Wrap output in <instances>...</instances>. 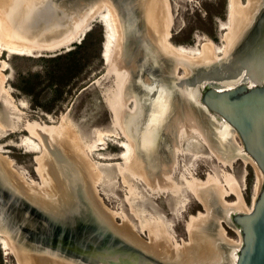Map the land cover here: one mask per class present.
<instances>
[{
	"label": "rangeland",
	"instance_id": "obj_1",
	"mask_svg": "<svg viewBox=\"0 0 264 264\" xmlns=\"http://www.w3.org/2000/svg\"><path fill=\"white\" fill-rule=\"evenodd\" d=\"M226 1L227 0H168V6L171 13L170 17L172 19V23L169 28V41L171 42V44H173L174 47L184 49L193 57H198V54L202 50V46L206 42L212 43L215 49L214 55L216 62L212 63L213 66L204 67V71L199 67H195L194 71H192V69L190 74L191 77L188 76V79H186L185 81L189 85L197 83V76H200V73L202 72H204V79L214 78L211 77L214 76L211 72H207L209 70H219L221 72L224 69L232 72V69L227 68L228 66L219 68V66H221L219 65L221 61L220 59L222 58V56H224L222 54V50L225 48L223 39L228 33L227 29L230 26V18L228 16L229 3L228 9H226ZM146 3L147 0L143 1V12H145L146 10ZM239 4L243 7L247 6V0H239ZM263 5L261 6L259 13L255 15L252 28L245 36H242L239 39V41L235 44L236 47L232 48L231 51L235 52L237 48L240 47L237 45L241 43L248 44L254 41H256L254 43L255 45L260 46V48L264 47V44L262 43L264 39H260L264 38V35H262L259 40L258 38L257 40H255L256 37H258L257 34L254 36L253 40L250 34L254 30V24H256L263 17ZM51 6H53L52 3ZM102 6L105 5H101L98 10L100 8H103ZM105 12L106 11H104L102 14H108V12ZM69 13H71L70 10L66 11V14ZM54 17L56 18V16L47 15L43 12L38 13V11H35L32 19L33 21H39L40 18L41 20L53 19L52 27H55L57 26L58 22L54 20ZM101 17H96L94 20H91V22L88 24L87 30L85 31L87 32L94 23L99 24V27L97 26L92 36V40L94 41V43L99 39V33L100 31H103V27L106 28L105 34L107 33V27L101 21ZM160 17L164 18L162 16ZM0 19L4 22V19ZM69 19L70 18H67L65 16V20L63 21V23L65 24ZM1 20L0 26L2 27L3 22ZM163 20L165 23V19ZM86 21L89 22V19ZM86 21L81 24L77 31L84 27L85 24H87ZM73 25L74 23L72 22H68V24L66 23L65 25H63V28L66 29V32L61 37L69 35L72 31L71 29ZM50 27L51 24L48 25L47 29L49 30ZM137 28H139L138 25ZM0 36L2 39H5L2 37L3 35ZM83 36H81V38H78L76 41L69 43V45L66 44V46L56 49L53 52L44 51L40 56H53L58 53H63L67 50L73 49L77 44L81 42ZM105 41H107V35ZM95 46L96 44L91 47V50L93 52L89 54V56H91L90 60L84 64L81 70L77 71V73H75V75H73L67 81L62 97L57 100L56 104L53 107V111L50 113L45 112L39 106L33 105V94H23L17 88L13 87V85L17 83L18 72L24 75L30 73H39V75L44 77L45 67L43 65V61H41L40 57H38L39 52H33L32 54L28 55H19L0 51V87L2 82L1 78L7 77L3 82L4 92L0 97V155L4 159L12 163V168L15 170L16 174L24 178L25 182L36 184L37 186L42 187L43 181L37 172L39 165L35 161V158L41 155V153L34 151L29 146L24 145L25 139L29 137L28 132L25 131L28 125L33 123H38L49 127H58L62 125V127H65L67 130L72 132V138L78 139L79 137V139L84 143H91L95 141L99 137V135L104 133L107 136V140L104 145L97 147V151L90 155L85 151H81V154L84 155L89 163L100 166V171L105 172L104 174L108 176V178H106L108 180H106L105 183L101 182L96 184L94 190H96V193L99 195H97L98 199L103 202L101 203L108 210V212L110 211L109 213H114L119 216L115 217L114 219L113 224L115 225V227L122 228L125 220L126 222L129 221L130 223H128L132 227L136 226L137 229H135L137 230L140 240L152 243V240H150L151 234L149 233V231L146 230L143 232L138 229L137 226L140 225L139 223L141 222H139V220H141L142 217H144L142 220L146 221V223L147 221L153 222L154 218L157 221L159 220V218L164 221L166 220L165 222L172 224L173 236H175L174 241L176 242V244L174 243L172 245H178V248L176 249L177 251H180L185 247V244L190 243V246L193 245L191 241L192 239L190 240L191 236L187 231V224H189L190 222L189 220L191 219V217H198L199 214H202L203 217L205 216V219H203L199 224L196 225V227H194L193 233L194 240L197 243L195 247L199 249L198 251H196L197 253L192 255V257H190V259L188 260L178 261L177 259L176 262H174L170 258H163L162 260L169 259L176 264H191L192 262L196 264L198 262L200 263V261L202 260H204L205 263V260H208L210 258L209 260L212 259V263L210 264H234L236 260V251L238 250V244H241V236L238 232V229L233 224H231V220L224 218V216L228 217L229 215V213L224 209H229V204L236 203V201L239 203L236 208L238 207L237 209L241 212L245 213L251 209L253 199L255 198L254 192L258 183V178L259 175L262 174L257 168L255 162L246 153H244L241 141L235 133L231 135L227 141H222L223 138H221L219 134H223V131H225L226 123L223 120H216L214 117H212L213 115L206 114V111L204 110L203 114H200L197 111V113L195 114L197 115L201 123L197 122L195 119H189V121L192 122L195 128L200 130L202 134L203 131L198 125H202L203 130L205 125L207 131L206 133L210 134V136L214 140L213 143H216L215 148H217L220 155L216 153L217 151H214V155L216 158L209 156L210 152L206 150L202 142L194 135L190 134L187 137H184L183 140L176 135V142L178 144H182H180L182 146V149H186V156L183 155L184 157H180V169L178 167V173L179 171L183 170V166H189L190 178L205 181L208 176L213 175V177L217 178L218 180H222L221 182H226V179H232L237 184L238 187L236 189L238 190L232 195L226 197L222 196L221 201V198L219 199L218 194L215 192L217 191L216 184L213 182L209 183L204 188V195H202L204 196V206L200 205L194 199V197L192 198V195L185 192L183 198L186 200L188 199L189 203L184 211H182L183 207L180 206V208H177L174 214L169 207V203L171 201L172 203L174 202L171 199V196H156L150 194L146 191L148 189L144 188L145 186L142 182V184H138L136 181L132 180L130 182L133 184L135 183L134 185H136L140 192H143V188L145 189V192L141 195H145L143 196V200L140 201L139 199V201L136 203V206H138L137 208H139L142 216L140 218L136 216L133 212L131 204L128 201V188L126 187L124 178L122 177V174L119 173V167L117 166V164H123L122 160L120 159V155L122 153V148L120 145L123 144V140L121 139V135L118 132V127L115 124V118H113L114 113L112 106L116 104L117 98L120 94L119 92L123 77L121 75L115 74L108 76L107 71L109 69V66L107 64H104L103 59L100 58L101 55L99 57H97L96 55L94 56V51L96 48ZM243 48L241 51L244 50ZM230 54H232V52H230ZM230 54L228 56H230ZM30 55L32 57H30ZM165 55L166 54L163 53L162 55L161 53L159 54V56H161L162 58L164 57L169 61L168 68H166V70H168L171 66L173 67L174 60L171 57L169 58L168 55L167 57H165ZM179 64L180 65H176L178 71L177 75L183 77L186 74V70L183 67L179 66H184L186 65V63L181 62ZM201 64L204 65V63ZM148 68L152 70L150 64L148 65ZM43 77L41 79H44ZM154 78L156 79V75H154ZM168 82H170V80H168ZM148 83H151L150 79L149 81L144 82L146 86L148 85ZM46 85L47 80H43L42 84L40 85L41 92H39V101L44 103L47 102L52 94V88ZM158 88L160 89V87ZM126 89L123 92L124 95L126 93ZM190 92L194 94V92ZM164 94L161 95L162 101H158L154 107L155 116L152 117V120L154 118H156V120L154 119V121L152 122L153 128L150 131L151 138H153L158 133V131L161 130L157 129V127H160L161 124L159 120L160 118H162V114H160L161 111L165 112L163 116H165L169 111V107L165 106V104H167V95L164 96ZM143 97L144 94H142L141 98ZM134 98L135 97H133L132 95L128 99L133 100ZM178 99L179 98L175 93L174 97L172 98V102L174 105L177 104ZM142 101V104H144L145 108L152 106L151 100L149 98L145 99L144 97ZM154 103L155 102H153V104ZM130 105L133 106V104L131 103ZM132 108L133 107H131V109ZM204 113L214 119L207 120L206 117H203ZM142 117L144 119L146 118V116ZM174 120L170 122V127L167 128V132L170 134L176 131L174 127ZM138 123L139 120L136 122V125L132 126H135L136 128L137 126H139ZM226 128L228 129V126ZM37 144L40 146V143ZM203 156H208L210 158H204ZM155 159L156 158L154 157L153 160ZM218 161L227 163L228 165L221 164ZM109 164L112 166L108 167ZM208 193L212 195L209 197ZM0 194V197L3 199V201H0V221L3 216H6L8 218V223H10V225L7 224V226L10 229H13L11 220L14 218L19 221H23L25 226L33 225V216L30 211L26 209V207H23L21 203L17 204L11 199H8V197H6L3 193L0 192ZM209 199L210 204L207 205ZM213 200H216L219 207L223 209L222 211H225L223 218L216 211V207L212 205ZM207 208L208 210L210 209L209 213L207 211ZM229 210L232 214L235 213V210H233V208ZM147 217H150L149 220ZM214 219H218L217 227L215 226V229L211 227V222H216ZM85 224H87V222H85L84 220L80 221L79 226H82L83 229L80 231L81 233L77 234L76 236L78 238H92L93 240H96L98 237L95 236L96 234L94 230L90 226L87 227V225ZM18 234L21 236L23 235L20 233ZM0 235H3L2 232L0 233ZM1 239L2 237L0 236V240ZM141 250L148 253L144 249ZM0 251L2 256V264H17L16 258H14L13 255L4 254V251L1 248V244ZM177 261L179 263H177Z\"/></svg>",
	"mask_w": 264,
	"mask_h": 264
},
{
	"label": "bare ground",
	"instance_id": "obj_2",
	"mask_svg": "<svg viewBox=\"0 0 264 264\" xmlns=\"http://www.w3.org/2000/svg\"><path fill=\"white\" fill-rule=\"evenodd\" d=\"M8 2L9 0H0V4H4V3L8 4ZM228 3H229L228 16L230 18V26L227 29L228 33L225 35V38L223 39L225 43V48L222 50V54L224 56H222V58L220 59L221 61L219 65L221 66H219V68H224L228 66L227 67L228 69H232V68H235V69H232L233 70L232 72L229 70L228 71L226 70L223 72L221 71L222 73H219L220 72L219 70L207 71V72H211L212 75H214V76H211V77H214L213 79H208L207 77H206L207 79H204V75H203L204 72H202L200 73V76H197V81H196V82H200L198 81V79L204 80V82L201 83L202 85L204 86L207 84L211 86L213 85L218 90L231 89L240 83H246L248 85H253V84H258L260 82L261 83L264 82L263 80L264 79V63L262 64V68H263L262 72L260 68L257 67L263 61V58L261 59L262 53L257 51L260 48V46H257L254 44L256 41L246 44L243 48L244 50L238 53V55H234L232 57L228 56L232 48L234 47V45L239 41V39L242 36H245L248 33V31L252 28L255 15L259 13V10L262 6L261 5L262 0H247V6H244V7L239 4V0H229ZM102 5H105V4H102ZM168 5H169L168 0H147L146 10L144 12L143 17H144V21L146 25L147 35L152 40V44L154 45L155 49L158 50V52L166 54L165 57H167V55L169 56V58L171 57L176 62L177 65H180L179 63L181 62L186 63V65L183 66V67L188 68V71H186V75H184L183 77H180L177 75L178 78H180L181 80H183V82H185L186 79H188V76L191 77L190 75L191 70L193 69L192 71H194L195 67L213 66L212 64L209 65V63L216 62L215 55H214L215 49L212 43L206 42L202 46V50L198 54V57H193L191 54L187 53L184 49L174 47L173 44H171V42L169 41V38H170L169 28L171 26L172 19L170 17L171 13H170V9ZM102 7L103 8H100L99 10L97 8V10L89 14L87 18H83V20H81L80 23L75 27L74 31H72L69 35H67V37L63 40L62 43L58 44L60 46L57 45V47L50 48V49L48 48L46 49L45 47L43 49H30V48H27V47L25 48L19 45H13L12 41L10 40L11 39L10 38L11 37L10 28L6 26L8 27L7 28L8 32H7L5 30L4 24H2L3 26L2 27L0 26V35H3L2 37L5 39H2L0 36V51L8 52L10 54H19V55H28V54H32L33 52L38 51L40 52L38 53L39 56L42 55L41 53L44 51L53 52L56 49L62 48L66 46V44L69 45V43H72L73 41H76L78 38H81V36L85 34V31L87 30L88 24L91 22V20H94L96 17L98 18L102 16L101 21L107 27V33L105 34V38L107 35V41H105L106 47L103 49L105 56H106L105 61L103 59L104 64L105 65L107 64L109 66L107 74L108 76L115 74V75H121L123 77V80L121 82L120 92H119L120 94L117 98L116 104L112 106V109H113V113L115 116V124L117 125L118 132L121 135V139L123 140V144L121 146L123 149L122 151L123 153L121 157L123 164H120V165L117 164V166L119 167V173L122 174V177L124 178V183L126 184V187L128 188V194H129L128 201L131 204L134 214L138 216L139 218L142 216V213L139 211V208H137L138 206H136V203L139 201V199L140 201L143 200V196L145 195L143 196L141 195L142 193L145 192L146 188L148 189L146 190L147 192H149L150 194L156 195V196L165 194V193L171 194L175 199V203L173 205L174 212L177 210V208H180V206L183 207L182 211H184L185 208L187 207L189 200L188 199L186 200L183 198L185 195V192L192 195V198L194 197L195 200L199 201L200 204H202L203 200H202V193H200V190H199L200 188L199 180L197 181V179L195 178H190V171H189L190 167L183 166V170H181L180 173L178 174L177 169L179 167L180 157L186 154L185 150L182 149V146L177 147V149L175 150V156H176V161L174 163L175 165L171 166L170 169H169V165H164L163 169L161 166L154 165L148 168V172H149L148 173L143 170L140 164H138L137 162L138 149L137 147H135L136 143L133 141L134 136L132 133L133 128H135V126H132V125H136V122L138 121V119L136 118L135 122H133L132 124L130 123L132 126L131 129L126 128V130H124L125 128L123 129V126L121 125V117H123V115L125 116L126 114L127 116H138V115L142 116L143 113L138 106L136 98L135 100L128 99L130 98L131 94H128L127 98H124L125 95L123 94V92L126 89V84H128L131 75H130V72H128L129 69L126 68V70L119 71L121 70L120 69L121 67L118 68L117 66V68H115L113 66L114 64H113L112 57H111V53H112L111 49L113 48V46L116 44V41H117L116 40L117 36L115 34V20L113 18V13L109 9V7H107L106 5ZM104 11H106L105 13L108 12V14H102ZM160 16L164 17L165 23H164L163 18H161ZM1 18L4 19L3 17ZM88 19H89V22L86 21ZM1 21L3 22V20ZM85 21L87 22V24H85L84 27H82L81 29L77 31V29ZM105 31H106V28H105ZM251 34H253V32ZM254 34L255 35L258 34V40H259V38L262 35H264V27L258 30L256 33L254 32ZM105 43H104V46H105ZM38 47H43V46H38ZM246 56H249L251 58H248ZM239 57L241 59H238ZM237 59L238 61H236ZM232 61H236V63L230 66V63ZM201 63H204V65H202ZM250 71H252V73L257 75V80L252 79L253 78L252 76H251L252 78L250 77L251 75ZM168 75L174 76L173 70L168 69ZM235 75H237V77H235ZM6 78L7 77L1 78L2 82H1V87H0L1 89L0 97L2 96V93L4 92L3 82ZM236 78H238L239 80L243 78L244 82L235 81ZM146 80H148V78ZM232 81H235V82H232ZM166 84H170V83L167 82ZM162 90L163 92L165 91L164 89ZM157 92L158 93L160 92L159 89L157 90ZM160 97L162 99V96ZM130 103L133 104L132 109L130 107L131 106ZM203 110L205 111L206 109L203 108ZM209 115H212V114H209ZM193 116L194 115L190 113V111L187 109H185L184 111H180L179 109H176L175 112L173 113V116L167 122V125L163 129L161 128V130H165L167 132V128L169 127L170 122L173 121L174 119H175V122H178V119L184 118V117L194 120L195 118ZM154 119L156 120V118ZM154 119L152 120V122L154 121ZM152 122H151V125H152ZM151 125H149L148 129H146V132L148 131V134L145 132L143 134L144 137L146 138L145 141H144V138L141 137L143 140H141L142 141L141 143L138 141L137 145L146 143V147L148 146V148H150L149 146H151L152 148L153 145H155L154 147H158V143L161 140L157 142L158 133L154 136L155 138L154 137L151 138L150 131L153 128ZM178 126H179V133L181 136L179 137L182 138V140L184 139L185 135L190 134V133H196L199 136V138L202 140V142L204 143L207 151L210 152L209 156L216 158L214 155L215 153L214 151H217L216 152L217 154H219V152L217 148H215L216 143L215 144L213 143L214 140L212 139L210 134L206 133L207 131H206L205 125H204V139L202 138V134L200 130L196 129L192 123L186 120H183L179 122ZM137 128L139 129L140 125L137 126L135 129ZM157 129H159V127H157ZM25 131L28 132L29 137L25 139L24 145L29 146L34 151L41 153V155L35 158V161L39 165L37 172L43 181V186L40 187V186H37L36 184H30V183L25 182L24 178L16 174L15 170L12 168V163L7 161L0 155V176L2 180L7 182L11 186L12 190L16 191L17 194L24 196L28 200L34 203H37L44 210H47L50 213H58L62 209V205L66 206L65 204H69L74 200V194H73L74 192L72 188H74L75 186L74 182L76 181V184H78L82 188L83 195L86 197L90 205L93 206L95 212L98 214V218L101 221H103L106 225L112 227L113 230H115L118 234H120L127 243H132L138 249L146 250L148 253H150V255L152 254L151 255L152 257H155L156 259H159V260L163 258H170L171 260L175 259L170 256L163 257V255H160L159 252L157 253L154 250H150L149 249L150 242H144L140 240L139 237H138L139 239L138 241L140 242L142 241L141 246H138L135 242L128 240L124 236L125 233L124 234L122 233V230L124 229L123 230L124 232L127 231L130 234L132 229H135L136 226L132 227L129 224L130 222L129 221L126 222L125 220V223L122 226L123 229L116 228L113 223H114L115 217H119V216L114 213H109L110 211L108 212V210L103 206L102 204L103 202L98 199L99 195L96 193V190H94L95 185L101 182L105 183L106 180H108L106 179L108 178V176L104 174L105 172L100 171L101 170L100 166L89 163L88 160H86V158L84 157V155L81 154V151H85L89 155L97 151V147L102 146L106 143L107 136L104 133L99 135V137L95 141L91 143H88V142L84 143L79 139V137L78 139L72 138L71 137L72 132L67 130L65 127H62V125L58 127L56 126L49 127V126L41 125L38 123H33V124L28 125ZM166 134H169V133L167 132ZM134 138H136V136ZM36 142L40 143V146ZM145 155L146 157L147 156L153 157L154 155V157L156 158L155 160L152 159L150 164H154L155 162L158 161L159 155L158 153H156V151L151 150V152H148V153L145 152ZM203 157L210 158L208 156H203ZM146 160L150 162L149 158H146ZM218 162L224 165H228L227 163H224L221 161H218ZM111 166L112 165L109 164L108 167H111ZM168 169L170 171H167ZM132 180L136 181L138 184L141 182L143 183V185L145 186L144 187L145 189L143 188L142 190L143 192L139 191L136 185H134L135 183L133 184L130 182ZM221 181L213 177V175L208 176L204 182V188L209 183L213 182L222 188L225 197L234 194L238 190L236 189L238 187L237 184L232 179H226V182H221ZM261 184H262V174H260L258 178V183H257L256 189L254 192L255 196L259 192ZM84 185H85V190L83 188ZM238 205L239 203L237 201L236 203H233L231 205L233 207V210H235L234 211L235 213L240 211L237 209L238 207L236 208V206ZM250 210H248V212ZM143 218L144 217H142V219ZM142 219L139 220V222L140 221L141 222L139 223L140 225L137 226L138 229L143 232L146 230L149 231V233L151 234L150 240H152L151 242L156 249H158L159 251L161 250V252H167V250L169 251V249L166 248L167 242H168V241L166 242V238H168L169 242L171 241L170 238L174 239V236L172 235V231H171L172 224L167 223L165 222L166 220L164 221L160 218L158 221L154 218V220L156 221L152 219L153 222L147 221V223L146 221H143ZM202 219H203V215L199 214V217L194 216V217H191V219L189 220L190 222H189L188 227L190 228V231H191V238H193V240H191V238L190 240L192 241L193 245L196 243L193 237L194 236L193 228L196 227V225L199 224L202 221ZM204 219H205V216H204ZM133 231L131 233H133ZM0 236L2 237V239L0 240V244L2 246L1 248L4 251V254L12 255V253L10 252L9 239L3 235H0ZM134 236L132 237V239L136 237ZM110 244H115V243H110ZM172 246L171 248H173ZM239 246L240 244H238V248ZM198 250H197V247H195V249L189 252V254L185 258H183V260L190 259V257H192V255L197 253L196 251ZM117 252L120 253L121 251L118 249ZM15 258H16L17 264H70V263H67L61 260H52L51 258L49 259L48 257H33V258L28 257L25 260H23V258L19 256L18 252H15Z\"/></svg>",
	"mask_w": 264,
	"mask_h": 264
},
{
	"label": "water",
	"instance_id": "obj_3",
	"mask_svg": "<svg viewBox=\"0 0 264 264\" xmlns=\"http://www.w3.org/2000/svg\"><path fill=\"white\" fill-rule=\"evenodd\" d=\"M143 1L145 0H9L8 4H0V18L2 16L4 18L5 30L7 31V28H10V40L13 45L30 49H43L44 47L50 49L57 47L67 37H61L66 32L63 25L68 24V22L74 23L71 29L74 31L83 18H87L89 14L105 4L113 13L115 20L117 41L111 53L113 66L115 68L117 66L118 68L121 67L119 71L127 68L131 75L128 84H126L127 89L124 98H127L133 90L131 80L136 78L135 75L139 71L140 56H138L137 51L140 49V44H143L151 52V55L153 54L152 56L159 55L158 50L155 49L152 40L147 35L143 18ZM51 3L53 6H51ZM261 4H264V0ZM69 10L71 11L69 13L71 17L66 14V11ZM35 11L56 16L54 20L58 22L57 26L52 27L53 19L41 20L40 18L41 21H33L32 17ZM65 16L70 19L64 24ZM49 24H51V27L48 30ZM137 25L139 28H137ZM262 27L260 25V28ZM104 31L105 28L103 27L102 36L104 39L101 44L103 48L100 55L105 61L106 56L103 50L105 48ZM139 33H143L144 39H139ZM262 43L264 44V40ZM257 51L262 53L261 59L264 60V47L259 48ZM166 61L169 65V61L167 59ZM262 64L261 62L257 66L261 72L263 71ZM157 68L152 73V70L146 71L148 80L144 77L145 82L150 79L152 83L154 80L153 73L156 74ZM167 76L169 75L167 74ZM167 76L164 75L162 79L165 82L170 80L175 84V93L181 96L180 98L177 95L179 99L177 104L172 105L171 113L173 114L176 109L180 111L187 109L194 114L195 120L201 123L195 113L198 111L203 114V108H205L206 114H212L214 115L212 117L222 119L239 137L244 153L255 162L262 173V184L252 203L251 210L247 213L237 212L228 217L224 216V218L231 220L241 236V244L236 251L234 264H264V82L253 85L240 83L227 90H218L207 84L201 91L198 82L189 85L177 76L176 78ZM198 81L202 80L198 79ZM151 83L146 86L143 80L141 81V78H138L137 81L133 82V86L137 84L143 88H149ZM189 90H192L194 94ZM165 106L168 107L167 104ZM168 112L163 116L165 112L161 111L162 118L159 119L161 124L158 130L163 129L172 117V114L168 116ZM206 114L204 113L203 117L208 120L214 119ZM136 118L140 120L143 117L123 116L121 118L123 129L126 130V128L132 127L129 123L135 122ZM226 124L225 127H227ZM160 132L163 133V130ZM132 133L135 136L138 133V128H133ZM140 139L143 140L141 137ZM74 184L75 186L72 188L74 200L69 204H65L66 206L62 205V209L58 213H50L37 203L17 194L0 176V192L13 202L21 203L33 216L32 226H25L23 221L12 219L13 229L7 226L10 223H8L6 216L1 218L0 233L2 232L3 236L9 239L10 252L14 258L15 252H18L23 260L28 257H48L52 260H61L70 264H170L168 260L158 261L136 248L132 243H127L112 227L98 218L93 206L83 195L82 188L76 184V181ZM0 199V201H3L1 197ZM82 220L87 222L85 224L87 227L90 226L94 230L95 236L98 237L96 240L76 236L83 229L82 226H79ZM18 233L23 235L21 236ZM118 249L121 251L120 253L117 252Z\"/></svg>",
	"mask_w": 264,
	"mask_h": 264
},
{
	"label": "flooded vegetation",
	"instance_id": "obj_4",
	"mask_svg": "<svg viewBox=\"0 0 264 264\" xmlns=\"http://www.w3.org/2000/svg\"><path fill=\"white\" fill-rule=\"evenodd\" d=\"M226 3H227V1H226ZM262 5V4H261ZM227 9H228V6H227ZM263 17H264V13H263ZM262 17V19L261 20H259L256 24H254V26H253V34H251V38L253 39L254 38V36H255V34H254V32L256 33L258 30H260L261 28H260V25H261V27L263 26L264 27V18ZM144 18V17H143ZM164 19V18H163ZM262 23V24H261ZM262 27V28H263ZM249 34V35H250ZM139 35V39H144V35H143V33H139L138 34ZM254 40V39H253ZM141 46H140V49H138V51H137V53H138V56H140V62H139V64H140V66L138 67V72H137V75H135L136 76V78L135 79H132L131 80V86H132V94H131V96L133 95V97H135V98H137L138 99V101H137V103H138V106H139V108L141 109V111H142V116H148L147 117V119L145 120L144 118H140V120H139V122H140V128L138 129V133L135 135L136 136V138H134L133 137V141L136 143V146L135 147H137V149H138V153H137V162H138V164H140V166H142V168H143V170L144 171H146V172H148V168H150V167H152V166H154V165H157V166H161L162 167V169H163V166L164 165H169V169L171 168V166H174L175 164V161H176V156H175V150L177 149V147H181V145L180 144H178L177 142H176V135L177 136H180V133H179V122H181V121H183V120H186V121H188V122H190L189 121V119L188 118H186V117H184V118H180V119H178V122H175V120H174V127H175V132H173L172 134H166L165 133V131L163 130V133L162 132H158V135H157V142H159V140H161L162 139V141H160L159 143H158V147H154L155 145H153L152 146V148H151V146H149L150 148H148V146L146 147V143L145 144H143V145H137L138 144V141L141 143V139L139 140V138L140 137H142V138H144V139H146L145 137H144V132L145 133H147L148 134V131L146 132V129H148V126L149 125H151V122H152V117H154L155 115H154V107H155V105H156V103L158 102V101H162V99H161V95L162 94H164L165 96L167 95V100H166V103H167V105H168V107H169V114H168V116H170L172 113H171V108H172V105H174L173 104V102H172V98L174 97V94H175V92H176V89H175V84H173L172 82H168V83H170V84H166L167 83V81L165 82V80L164 79H162V78H164L163 76L165 75V77L167 76V74L166 73H168V70H167V72H166V68H168V63H167V61H166V59H164V58H162V57H160L158 54L157 55H155V56H152L151 55V52H149L145 47H144V45L143 44H140ZM246 45V43H241V44H239V45H237V46H240L239 48H237V50L235 51V52H233V51H231L232 52V54H230V57H232L233 55H235V54H238L241 50H242V48L244 47ZM236 47V45L233 47V48H235ZM150 53V54H149ZM153 53V52H152ZM159 54L161 53V52H158ZM162 54V53H161ZM242 54H244V53H242ZM159 56V57H158ZM246 57H248V58H251V57H249V56H246ZM238 59H241L240 57L238 58ZM238 59L236 60V61H238ZM236 61H232L231 62V65H233L234 63H236ZM149 62V63H148ZM262 63H264V60L262 61ZM151 65V69L154 71L157 67V71H156V74L154 73V75H156V79L154 78V80L152 81V83H151V87H149V88H143L142 86H139V85H137V84H134V86H133V82L134 81H137V79L138 78H141V81L143 80V83L145 82V79H147V77H146V71H149L150 69L148 68V65ZM212 63H209V65H211ZM261 64V63H260ZM155 65H157V66H155ZM176 62L175 61H173V67L171 66L169 69L170 70H173V74H174V76L173 75H169V76H167V77H171L172 78V76L173 77H176L177 76V67H176ZM206 65H208V64H206ZM179 67H181V66H179ZM183 67V66H182ZM186 71H188V68H186V67H183ZM199 68H201L203 71H204V67H199ZM232 69H235V68H232ZM153 71H151V73L153 72ZM223 71H226V70H222V72ZM233 71V70H232ZM180 72V71H179ZM222 72H220V73H222ZM251 72V75H250V77L252 78V79H255V80H257V75L256 74H254V73H252V71H250ZM186 75V74H185ZM144 77H145V79H144ZM235 77H237V75H235ZM162 79V80H161ZM264 80V79H263ZM235 81H239V82H244V80H243V78H241L240 80L238 79V78H236L235 79ZM234 81V82H235ZM202 82H204V80H202ZM202 82H199L198 83V85L200 84V89H201V91H202V88L204 87V85H202L201 83ZM237 83V82H236ZM250 84V83H249ZM213 86V85H212ZM158 87H160V89L158 88ZM159 89V93L157 92V90ZM162 89H164L165 91L163 92V90ZM166 93H168V94H166ZM142 94H144V97H145V99H150L151 100V105L152 106H150V107H148V108H145L144 107V104H142L143 103V99H144V97L143 98H141L142 97ZM176 95H179V94H177L176 93ZM130 96V97H131ZM156 96H159V97H156ZM179 97L181 98V96L179 95ZM134 98V99H135ZM133 99V100H134ZM128 100V99H127ZM130 100V99H129ZM153 102H156V103H154L153 104ZM130 107H132V106H130ZM174 107V106H173ZM175 109V108H174ZM144 110H146V111H144ZM144 111V112H143ZM145 112H147V113H145ZM127 115V114H126ZM172 116H173V114H172ZM146 122V123H145ZM190 123H192V122H190ZM130 124V123H129ZM193 124V123H192ZM131 125V124H130ZM194 125V124H193ZM227 125V124H226ZM152 126V125H151ZM200 128H201V130L203 131V134H202V132H201V134H202V138L204 139V130L202 129V125H198ZM228 126V125H227ZM144 127H145V129H144ZM170 127V126H169ZM128 129H131V127L130 128H128ZM144 129V130H143ZM161 131V130H160ZM215 132V131H214ZM190 134H193V135H195L201 142H202V140L199 138V136L196 134V133H190ZM190 134H187V135H185V137H187L188 135H190ZM234 134V132H233V130H231L229 127H228V129L225 127V131H223V134H219V136H221V138H223L222 139V141L224 140V142L225 141H227L228 139H229V137L231 136V135H233ZM218 136V135H217ZM169 137V138H168ZM172 137H173V141H172ZM181 137V136H180ZM179 137V138H180ZM147 141V140H146ZM202 144L204 145V143L202 142ZM176 145H178V146H176ZM202 145V146H203ZM120 146H122V145H120ZM205 146V145H204ZM203 146V147H204ZM226 146V145H225ZM120 148V147H119ZM122 148V147H121ZM120 148V149H121ZM219 148H220V146H219ZM151 150H155L156 151V153H158V155H159V158H158V161L157 162H155L154 164H150L151 163V160L154 158V155H153V157L151 156V157H146V155H145V152L146 153H148V152H151ZM185 150V152H186V149H184ZM207 150V149H206ZM122 151H123V149H122ZM158 151V152H157ZM123 153V152H122ZM122 153H121V155H120V159H121V157H122ZM146 158H149V160H150V162H148L147 160H146ZM172 164V165H171ZM167 170V171H170V170ZM149 173V172H148ZM179 173H180V171H179ZM178 173V174H179ZM190 179V178H189ZM197 181H198V179H197ZM204 182L205 181H200L199 180V184H200V188H199V190H200V193H202V195H204ZM217 186V191H215L217 194H218V198L220 199L221 198V201H222V196H224V193H223V190H222V188L219 186V185H216ZM84 190H85V185H84ZM221 190V194H220V190ZM213 193V192H212ZM161 195H168V196H171L172 198V200L174 201L173 203H172V201L169 203V207H170V210L171 211H173V213H175L174 212V210H173V205H174V203H175V199H174V197L171 195V194H167V193H165V194H161ZM212 194H210V193H208V196L210 197ZM202 200H203V203L202 204H200V202L199 201H197L200 205H202V206H204V196H202ZM210 204V199H209V201H208V204L207 205H209ZM233 204V203H232ZM232 204H229V209H232L233 207L231 206ZM212 205H214L216 208V211L219 213V215L223 218V215L225 214V211H222L223 209H221L220 207H219V205H218V203L216 202V200H213L212 201ZM201 206V207H202ZM203 209V208H202ZM228 208L227 209H224V210H226L228 213H229V215L228 216H230V215H232L231 214V212H230V210H229ZM207 211H208V213L210 212V209L208 210V208H207ZM201 212V211H200ZM239 212H241V211H239ZM197 213V212H196ZM199 217V216H198ZM203 219H204V217H203ZM202 219V220H203ZM216 222L214 223L213 221L211 222V227H213V229H215V226L217 227V220L218 219H214ZM222 220V219H221ZM223 221V220H222ZM188 225L189 224H187V231L189 232V234H190V236H191V231H190V228L188 227ZM120 229V228H119ZM123 229V228H122ZM217 229V228H216ZM124 230V229H123ZM122 230V233L124 234V236L128 239V240H130V241H132V242H135L138 246H141L142 244V241L140 242V241H138L139 239H138V237H139V235H136V234H138L137 233V231H136V229H132V231H133V233H131L130 232V234H129V232H124ZM131 230V229H130ZM193 230H194V228H193ZM212 230V229H211ZM171 231H172V228H171ZM128 234V235H127ZM131 235V236H130ZM137 237H135V236ZM172 235H173V231H172ZM135 237L134 239H136V240H134V239H132V237ZM192 240H193V238H191ZM170 242H169V240H168V238H166V242H167V247L166 248H168L169 249V251L167 250V252H161V250L159 251L158 249H156L154 246H153V244L152 243H150L149 244V249L150 250H154V251H156L157 253L159 252V254L160 255H163V256H170V257H173V258H175V260H173L174 262H176V260L178 259V261L179 260H181V261H183V258H185L188 254H189V252H191V251H193L194 249H195V246H196V243L194 244V245H192V246H190V244H185V248L184 249H182V250H180V251H177V249L176 248H178L177 246H175V245H173L172 246V244H174V243H176L174 240H175V236H174V239H171L170 238ZM174 242H173V241ZM171 243V244H170ZM173 247V248H171V246ZM175 247V248H174ZM137 248V247H136ZM159 248V247H158ZM139 250H141V249H139ZM197 250H198V248H197ZM144 252V251H143ZM146 253V252H145ZM146 254H148L149 256H151L149 253H146ZM214 254V253H213ZM213 254H212V256H213ZM199 257V256H198ZM155 258V257H154ZM197 258V257H196ZM156 259V258H155ZM210 259V258H209ZM205 260V263H204V260H202V261H200V263L198 262V263H196V264H210V263H212V259L211 260ZM156 260H158V261H161V262H163V261H166V260H159V259H156ZM173 261H171V260H169L168 259V262L170 263V264H176V263H174ZM177 261V263H179ZM180 264V263H179ZM191 264H194V262H192Z\"/></svg>",
	"mask_w": 264,
	"mask_h": 264
},
{
	"label": "trees",
	"instance_id": "obj_5",
	"mask_svg": "<svg viewBox=\"0 0 264 264\" xmlns=\"http://www.w3.org/2000/svg\"><path fill=\"white\" fill-rule=\"evenodd\" d=\"M98 23H94L93 26L85 32L81 42L77 44L73 49L67 50L63 53H58L53 56H38L43 61L45 67L44 77L39 73H30L27 75L18 72L17 83L13 87L17 88L23 94L32 95V103L34 106H39L45 112H52L53 107L57 100L62 97L64 87L67 81L81 70L84 64L90 60L93 51L91 47L96 44L94 56H100L102 52V32L99 33V39L94 43L92 40L93 33L95 32ZM32 57V56H30ZM101 58V57H100ZM86 60V61H85ZM44 79H41V78ZM43 80H47V85L52 88V94L46 103L39 101V92H41V84ZM0 264H2V256L0 251Z\"/></svg>",
	"mask_w": 264,
	"mask_h": 264
}]
</instances>
